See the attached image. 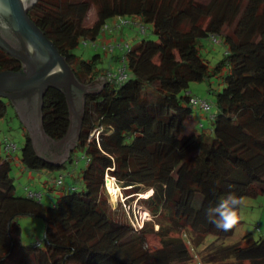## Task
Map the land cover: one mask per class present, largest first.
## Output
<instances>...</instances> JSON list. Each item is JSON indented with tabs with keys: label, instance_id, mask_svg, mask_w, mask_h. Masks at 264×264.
Wrapping results in <instances>:
<instances>
[{
	"label": "trees",
	"instance_id": "16d2710c",
	"mask_svg": "<svg viewBox=\"0 0 264 264\" xmlns=\"http://www.w3.org/2000/svg\"><path fill=\"white\" fill-rule=\"evenodd\" d=\"M90 7L95 19L86 26ZM27 15L83 84L106 72L97 67L100 53L81 59L74 52L81 41L93 43L111 19L136 18L141 26L150 25L158 40L128 44L123 54L127 79L104 80L84 96L81 128L66 161L39 156L21 125L23 169L50 175L42 184L46 190L52 185L62 189L69 179L72 191L51 204L30 197L26 187L17 192L4 150L0 264H197L184 238L168 235V230L195 233L196 247L201 238L211 237L207 247L215 246L214 240L233 234L239 220L223 231L207 210L230 192L242 199L264 195V0H37ZM224 30L225 53L210 65L200 53V40L210 41ZM20 68L19 61L0 49V72ZM211 79L220 90L211 86ZM204 81L214 95L212 137L195 128L182 133L194 109L191 98L197 96L190 84ZM8 107L11 103L0 98V120ZM41 116L45 133L61 139L70 123L64 94L46 90ZM106 176L127 199L136 197L151 219L136 228L116 216L108 203ZM147 190L148 195L138 197ZM21 217L43 221L41 240L22 243ZM150 235L159 242L152 250L146 247ZM243 241L222 243L219 251L234 264H264V235H245Z\"/></svg>",
	"mask_w": 264,
	"mask_h": 264
},
{
	"label": "rangeland",
	"instance_id": "374dc122",
	"mask_svg": "<svg viewBox=\"0 0 264 264\" xmlns=\"http://www.w3.org/2000/svg\"><path fill=\"white\" fill-rule=\"evenodd\" d=\"M207 2L208 0H202ZM95 19L93 8L90 7L84 24L89 26ZM128 21L127 25H123L120 28H114V22H121L122 18H115L108 21L110 31L100 33L99 36L92 43L90 41H81L75 54L77 58L88 59L94 53H100L101 58L98 62L97 67L104 69L105 72L109 71L112 75L118 74L119 68L122 66V56L124 52V47L129 44L133 45L140 42L143 38L158 40V38L151 33L150 25L144 26L145 34H142L141 24L136 18H123ZM227 32L224 30L222 36H217V42L212 44L211 41L207 39L200 40L201 48L200 53L205 57L210 65H213L217 60H219L225 53L226 46L222 42L223 35ZM107 43H113L115 49L113 52H109L104 45ZM121 47V48H120ZM105 77V76H104ZM106 80V77L104 78ZM211 86L216 89H221L220 85L216 84L215 79H211ZM83 84V83H82ZM208 82L204 81L201 83H191L189 90L193 95L205 98L211 102V107L208 111L201 110L199 108H194L191 114L185 121L182 133L191 132L195 128L196 132H203L206 137H212L211 133V121L210 116L215 111L214 107V95L207 91ZM202 125L203 128H200ZM6 139L8 142L15 143L17 149L11 153V173L10 175L14 178V183L16 185L17 192L21 193L23 187H26L30 191H38L41 193V200L45 204H51L55 199L62 195L63 193H70L72 189L69 187V179H66L65 183L61 187L51 186L50 190H46L42 184L44 181L50 179L47 174L36 173L33 171H28L23 169L19 163V158L21 154V146L24 143V133L21 127L20 121L17 117L16 111L13 107H8L7 113L3 119L0 120V156L5 157V152L3 149V141ZM56 173L52 174L53 177ZM79 186V185H78ZM105 191L108 195V203L116 216H123L126 218L130 224L134 227L139 228L144 222L151 219L148 211L138 205L136 202V197L128 198L131 200L127 202V197L125 193L120 190L115 202L111 201L109 191L105 185ZM145 196L139 194L138 197ZM242 205H240L238 210L239 223L235 228L233 234L224 240L216 239L214 240L215 246L207 247V242L211 241V237L207 239L201 238V241L196 247L194 239L197 238L195 233L191 231H186L184 229L171 228L168 230V235L182 236L186 241L188 248L190 249L191 255L193 256L194 262L197 264H234L232 260L228 259L225 253L220 252L221 244L230 245L235 243L243 244V236H247L249 239H257L260 236L255 230V225L259 224L261 231L264 230V195H257L256 197H244ZM19 225L21 228L20 239L22 243L28 244L34 241L41 240L44 224L39 218L34 217H21L19 220ZM158 226L154 227L157 230ZM159 246L157 237L150 235L146 241V247L152 250ZM243 264H251L250 262H244Z\"/></svg>",
	"mask_w": 264,
	"mask_h": 264
},
{
	"label": "water",
	"instance_id": "95a60500",
	"mask_svg": "<svg viewBox=\"0 0 264 264\" xmlns=\"http://www.w3.org/2000/svg\"><path fill=\"white\" fill-rule=\"evenodd\" d=\"M36 1L0 0V49L21 63L18 71L0 72V98L7 99L15 109L36 153L46 161L62 163L76 146L84 96L103 86L105 77L90 84L77 79L53 42L27 15ZM2 29L9 37L1 33ZM49 88L64 94L69 108L70 123L59 140L51 139L42 126V99Z\"/></svg>",
	"mask_w": 264,
	"mask_h": 264
},
{
	"label": "built area",
	"instance_id": "2783aa9c",
	"mask_svg": "<svg viewBox=\"0 0 264 264\" xmlns=\"http://www.w3.org/2000/svg\"><path fill=\"white\" fill-rule=\"evenodd\" d=\"M108 23V22H107ZM105 24L104 26H103V28H102V31L103 32H109L110 31V27H109V25L108 24ZM115 24H114V28H120V27H122L123 25H127L128 24V21L127 20H125V19H123L122 18V20H121V22H114ZM141 31H142V34L144 33V27L143 26H141ZM209 39H210V41L214 44V43H216L217 42V36H210L209 37ZM128 44L124 47V52H125V50H127V48H128ZM115 45H113V43H107V44H105L104 45V48H106L109 52H113L114 51V49H115ZM121 48V47H120ZM123 52V53H124ZM122 66H121V68H119V72H118V74H111L109 71H107L106 72V75H105V77H106V80H108V81H116V82H123V81H125L126 79H127V77H128V73H127V71H126V68H125V60H124V55L122 56ZM191 103H192V106L195 108H199V109H201V110H205V111H208L209 110V108L211 107V102H209L207 99H205V98H201V97H197V96H193L192 98H191ZM210 118H213V115L211 114V116H210ZM17 149V147H16V145H15V143H13V142H6L5 143V145H4V150H5V152L6 153H8L9 154V156H8V159L10 160V156H11V153L12 152H14L15 150ZM62 179H63V175H59L58 177H57V179H56V183L57 184H59L61 181H62ZM106 179H111L113 182H114V184H115V181H114V179L113 178H108L107 176H106V178H105V180ZM105 185H106V183H105ZM27 194L30 196V197H35L36 199H38V200H40L41 199V193L40 192H33V191H27ZM255 230L258 232V233H261L262 235H264V230L263 231H261V229H260V225L259 224H256L255 225Z\"/></svg>",
	"mask_w": 264,
	"mask_h": 264
},
{
	"label": "clouds",
	"instance_id": "9594fccd",
	"mask_svg": "<svg viewBox=\"0 0 264 264\" xmlns=\"http://www.w3.org/2000/svg\"><path fill=\"white\" fill-rule=\"evenodd\" d=\"M242 203V198L230 192L215 207L209 208L207 215L216 228L223 231L231 230L238 223L237 208Z\"/></svg>",
	"mask_w": 264,
	"mask_h": 264
},
{
	"label": "bare ground",
	"instance_id": "6f19581e",
	"mask_svg": "<svg viewBox=\"0 0 264 264\" xmlns=\"http://www.w3.org/2000/svg\"><path fill=\"white\" fill-rule=\"evenodd\" d=\"M106 186H107V189L109 191L111 201L115 202L117 195H118L119 187L116 184H114V182L111 179H109L106 182ZM148 193H149V190H147L146 192H144L142 194L146 196V195H148Z\"/></svg>",
	"mask_w": 264,
	"mask_h": 264
},
{
	"label": "flooded vegetation",
	"instance_id": "af4514ba",
	"mask_svg": "<svg viewBox=\"0 0 264 264\" xmlns=\"http://www.w3.org/2000/svg\"><path fill=\"white\" fill-rule=\"evenodd\" d=\"M1 33L3 34V35H5L6 37H9V34L6 32V31H4L3 29L1 30ZM11 41H13V40H11ZM14 42V41H13Z\"/></svg>",
	"mask_w": 264,
	"mask_h": 264
}]
</instances>
